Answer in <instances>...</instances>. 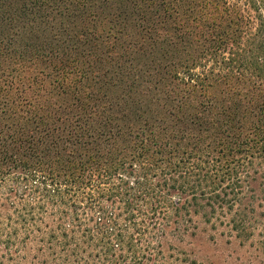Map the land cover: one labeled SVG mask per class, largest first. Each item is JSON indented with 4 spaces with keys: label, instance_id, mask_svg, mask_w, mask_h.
Returning <instances> with one entry per match:
<instances>
[{
    "label": "trees",
    "instance_id": "trees-1",
    "mask_svg": "<svg viewBox=\"0 0 264 264\" xmlns=\"http://www.w3.org/2000/svg\"><path fill=\"white\" fill-rule=\"evenodd\" d=\"M0 217L31 264L264 238V0H0Z\"/></svg>",
    "mask_w": 264,
    "mask_h": 264
},
{
    "label": "rangeland",
    "instance_id": "rangeland-1",
    "mask_svg": "<svg viewBox=\"0 0 264 264\" xmlns=\"http://www.w3.org/2000/svg\"><path fill=\"white\" fill-rule=\"evenodd\" d=\"M7 227V219L0 217V234H4ZM179 248V253L165 255L166 264H264L262 237L240 245L238 241L219 233L200 232L194 238L184 240ZM5 252V244L1 243L0 258L3 264H31L32 254L27 258L22 254L19 257L13 255L11 260Z\"/></svg>",
    "mask_w": 264,
    "mask_h": 264
}]
</instances>
